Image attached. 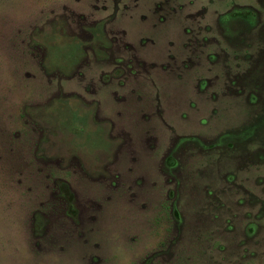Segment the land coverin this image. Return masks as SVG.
<instances>
[{
  "label": "rangeland",
  "instance_id": "obj_1",
  "mask_svg": "<svg viewBox=\"0 0 264 264\" xmlns=\"http://www.w3.org/2000/svg\"><path fill=\"white\" fill-rule=\"evenodd\" d=\"M0 264H264V0H0Z\"/></svg>",
  "mask_w": 264,
  "mask_h": 264
}]
</instances>
